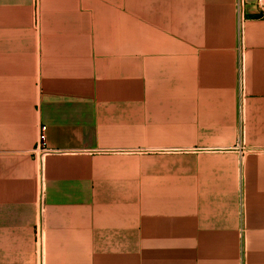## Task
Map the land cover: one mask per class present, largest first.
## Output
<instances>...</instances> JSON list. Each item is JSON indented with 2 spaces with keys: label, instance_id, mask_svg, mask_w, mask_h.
Wrapping results in <instances>:
<instances>
[{
  "label": "crops",
  "instance_id": "crops-1",
  "mask_svg": "<svg viewBox=\"0 0 264 264\" xmlns=\"http://www.w3.org/2000/svg\"><path fill=\"white\" fill-rule=\"evenodd\" d=\"M0 264H264L259 0H0Z\"/></svg>",
  "mask_w": 264,
  "mask_h": 264
},
{
  "label": "built area",
  "instance_id": "built-area-1",
  "mask_svg": "<svg viewBox=\"0 0 264 264\" xmlns=\"http://www.w3.org/2000/svg\"><path fill=\"white\" fill-rule=\"evenodd\" d=\"M259 8L262 17H264V0H259ZM245 21H246V0H237V31L239 35V39L241 42L243 41L244 36V28H245ZM239 86H240V104H239V112L241 116L243 115L244 110V57L243 54L241 56L240 61V77H239ZM243 122V119H242ZM242 132H243V126H242ZM239 150L241 152L245 149V143L243 136H241V139L239 140ZM53 152V150L45 147L42 141L37 145V147L34 150V153L39 158H42L44 155Z\"/></svg>",
  "mask_w": 264,
  "mask_h": 264
}]
</instances>
